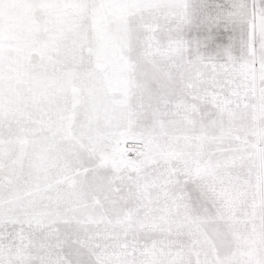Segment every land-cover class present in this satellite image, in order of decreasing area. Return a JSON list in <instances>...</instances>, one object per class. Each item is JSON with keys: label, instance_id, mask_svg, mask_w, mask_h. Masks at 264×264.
I'll return each mask as SVG.
<instances>
[{"label": "snow or ice", "instance_id": "6c2138e0", "mask_svg": "<svg viewBox=\"0 0 264 264\" xmlns=\"http://www.w3.org/2000/svg\"><path fill=\"white\" fill-rule=\"evenodd\" d=\"M0 264H264V0H0Z\"/></svg>", "mask_w": 264, "mask_h": 264}]
</instances>
